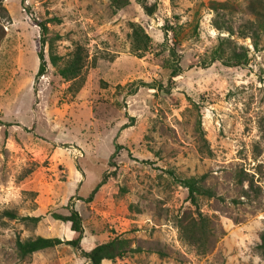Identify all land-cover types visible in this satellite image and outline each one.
<instances>
[{
  "label": "rangeland",
  "instance_id": "rangeland-1",
  "mask_svg": "<svg viewBox=\"0 0 264 264\" xmlns=\"http://www.w3.org/2000/svg\"><path fill=\"white\" fill-rule=\"evenodd\" d=\"M140 1L119 8L112 0L1 2L0 264H88L66 244L17 252V239H70L69 222L53 213L66 215L72 205L82 218V249L128 239L131 250L102 264H264L257 248L264 231V34L256 50L239 35L264 11V0H145L155 3L150 15ZM213 3L226 8L215 11ZM214 19L250 49L246 65L202 64L227 35ZM36 21L46 22L52 40L43 46L39 77ZM132 23L150 37L139 54L131 48ZM76 45L87 53L78 90L58 73ZM50 49L60 56L56 66ZM174 58L180 71L171 78ZM103 175L90 202L78 198ZM202 175L215 196L198 198L211 233L197 248L182 240L177 224L195 216L178 179Z\"/></svg>",
  "mask_w": 264,
  "mask_h": 264
},
{
  "label": "trees",
  "instance_id": "trees-1",
  "mask_svg": "<svg viewBox=\"0 0 264 264\" xmlns=\"http://www.w3.org/2000/svg\"><path fill=\"white\" fill-rule=\"evenodd\" d=\"M2 1L3 0H0V4ZM127 1L128 0H112V3L114 6L119 8L126 5ZM140 2L145 13L147 15L152 14L155 9V3L148 4L145 0H142ZM211 8L217 11L218 8L225 9L226 5H224V3H213ZM254 14V20L246 21L239 28V35L241 37H249L252 48L256 50L258 49L260 43V36L261 34H264V11H255ZM36 24L40 28L39 49L37 52L39 58V65L36 73L37 77H39L46 72L47 63L46 59L44 58L43 46L47 41H49V44L51 45L52 40L48 39L47 37L48 27L46 22L36 21ZM213 25L218 30H225L227 32V35H220L217 38V43L209 53L208 61H203L202 64L204 66H207L214 61H219L223 65L229 67H238L246 65L249 61L250 49L243 44H239L237 41L231 38V35L234 34L233 28L230 25H225V23L219 21L218 19L213 20ZM130 37L131 48L137 54L146 50L150 43L149 35L144 31V29L140 25L136 23L131 24ZM1 38L2 35H0V39ZM171 54L174 55L175 53L171 50ZM49 59L51 64L56 66L60 59V56L52 53L50 49ZM86 59L87 53L84 51L83 46L76 45L71 51L70 56L65 61V63L58 68V73L62 78H64L65 80L75 81V90H78L83 83L82 71L85 67ZM178 63V59L174 58L170 61V64L168 65L170 68L171 78L173 76H176L180 71ZM117 149L118 146H116L115 152L117 151ZM106 179V175H103V177L98 183H96V185L87 195V197L78 198L86 202H90L93 199L94 194L96 193L98 188L103 183H105ZM203 179V175L199 177L189 176L178 179V181L187 189L190 203L195 207V216H190L191 214H186L184 217L179 218L177 224L181 232L182 240L190 245L196 246L197 248H200L207 242L211 233V230L209 228L208 217L202 215V213L199 211L198 198L200 196H205L208 198L215 196L214 190L203 184ZM186 216L188 220H186ZM53 217L65 222H69V227L70 230L73 232V236L70 239H60L59 237L44 236H36L35 238H27L25 240L17 239L16 248L20 257H24L42 249L55 247L60 244H66L77 250L79 254L88 261V264H100L103 259L114 260L117 257H122L124 253H126L128 250H131L128 245V239L121 237H114L107 242L96 244L90 250L82 249L80 245L84 232L82 226V218L73 205L69 207L68 214L62 215L58 213H53ZM22 219L35 223L39 220V217L25 216L22 217ZM257 248L260 254L264 257V231L260 235V242L257 244Z\"/></svg>",
  "mask_w": 264,
  "mask_h": 264
},
{
  "label": "crops",
  "instance_id": "crops-1",
  "mask_svg": "<svg viewBox=\"0 0 264 264\" xmlns=\"http://www.w3.org/2000/svg\"><path fill=\"white\" fill-rule=\"evenodd\" d=\"M107 261H109V259H103L100 264H102L103 262H107Z\"/></svg>",
  "mask_w": 264,
  "mask_h": 264
}]
</instances>
